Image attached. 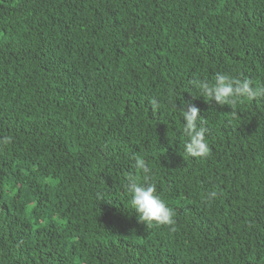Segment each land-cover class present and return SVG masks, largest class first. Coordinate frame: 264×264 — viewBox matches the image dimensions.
Returning <instances> with one entry per match:
<instances>
[{"label":"trees","instance_id":"trees-1","mask_svg":"<svg viewBox=\"0 0 264 264\" xmlns=\"http://www.w3.org/2000/svg\"><path fill=\"white\" fill-rule=\"evenodd\" d=\"M217 73L264 85V0H0V264H264V97L205 102ZM136 156L173 226L130 209Z\"/></svg>","mask_w":264,"mask_h":264},{"label":"clouds","instance_id":"clouds-1","mask_svg":"<svg viewBox=\"0 0 264 264\" xmlns=\"http://www.w3.org/2000/svg\"><path fill=\"white\" fill-rule=\"evenodd\" d=\"M193 85L200 92L205 102H215L217 105H235L241 98H247L249 101L264 97V85H253L248 78H233L226 73H217L214 82L209 83L206 80H195ZM175 109L174 101H172ZM152 109L158 110L160 103L158 100L151 101ZM181 114L182 130L187 138L184 144V153L188 157H207L210 148L206 141L207 129L203 126V118L200 116V110L193 105H188L179 110ZM134 166L137 168L143 182L131 180L126 184V191L130 197L132 210L137 214L138 220L147 225H167L173 226L174 210L170 208L165 201L157 194L155 183L151 182V169L148 162L140 157H134ZM217 196V191L208 192L206 198L211 200ZM175 231V228H171Z\"/></svg>","mask_w":264,"mask_h":264}]
</instances>
